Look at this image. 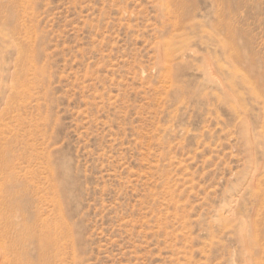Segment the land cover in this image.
I'll use <instances>...</instances> for the list:
<instances>
[{"label":"rangeland","instance_id":"374dc122","mask_svg":"<svg viewBox=\"0 0 264 264\" xmlns=\"http://www.w3.org/2000/svg\"><path fill=\"white\" fill-rule=\"evenodd\" d=\"M11 260L264 264V0H0Z\"/></svg>","mask_w":264,"mask_h":264},{"label":"bare ground","instance_id":"6f19581e","mask_svg":"<svg viewBox=\"0 0 264 264\" xmlns=\"http://www.w3.org/2000/svg\"><path fill=\"white\" fill-rule=\"evenodd\" d=\"M28 235H30L31 237H33L35 240H36V243L37 244H39L38 246H40V245H43V244H45L44 242L46 241L47 243H50V240H49V237L47 236V234L45 235V234H40V236H36L37 234L36 233H33V232H31V233H28ZM41 247V246H40ZM42 249V248H41ZM48 255V254H47ZM46 254H44L43 256L41 255V257H42V261H46V260H48L49 258H47L48 256H47ZM8 262V261H7ZM9 263L10 264H13L12 263V260H11V262L9 261ZM8 263V264H9ZM4 264H6L5 262H4ZM16 264H17V262H16Z\"/></svg>","mask_w":264,"mask_h":264}]
</instances>
